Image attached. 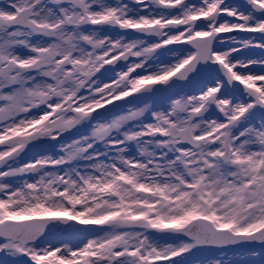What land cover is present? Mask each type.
<instances>
[{
	"label": "snow or ice",
	"instance_id": "snow-or-ice-1",
	"mask_svg": "<svg viewBox=\"0 0 264 264\" xmlns=\"http://www.w3.org/2000/svg\"><path fill=\"white\" fill-rule=\"evenodd\" d=\"M245 5L5 0L3 264H187L234 247L264 264V56L240 55L264 52V0Z\"/></svg>",
	"mask_w": 264,
	"mask_h": 264
},
{
	"label": "rangeland",
	"instance_id": "rangeland-1",
	"mask_svg": "<svg viewBox=\"0 0 264 264\" xmlns=\"http://www.w3.org/2000/svg\"><path fill=\"white\" fill-rule=\"evenodd\" d=\"M5 6V0H0V7H3ZM117 31H113L111 32L113 36H115V33ZM21 54H24L26 55V51L24 50H21ZM163 59L167 60L169 59V56H165L163 57ZM115 73L114 72H109L107 75L105 76H102L101 79L102 80H107L109 77L113 76ZM189 88H185V91H188ZM128 100H132V98H128ZM139 101H135L134 103H138ZM154 102L157 103V104H161V103H166V101H163L162 98L160 96H157L154 98ZM118 104H122V105H125V106H128L125 104L124 101H120V102H117ZM112 106H109V108H111ZM101 112H103L104 110H100ZM213 114H216L215 112L211 113V115ZM89 127L87 125L79 128L78 130H74L73 132L71 133H67L66 136H65V141H70L71 139L75 138V137H79L80 135H83V134H86V132L88 133L89 131ZM45 150H53V151H57L58 152V146L57 147H54V148H50V149H42V148H38V149H33L32 153L30 154V157L31 155H35L36 153L38 152H42V151H45ZM29 157V158H30ZM257 251V250H256ZM260 251V250H258ZM243 252V251H229V250H202V249H199V250H194L193 251V254L191 255H188L185 257V260L187 261V264H210L211 261L213 260H216V259H223V260H235L237 261V264H240V262L242 261H245V260H255L257 262V264H259V260H260V257H247L246 255L245 256H242L240 255V253ZM224 253H227V255H224ZM7 259H10V258H7L4 256V254H0V264H3V262Z\"/></svg>",
	"mask_w": 264,
	"mask_h": 264
},
{
	"label": "flooded vegetation",
	"instance_id": "flooded-vegetation-1",
	"mask_svg": "<svg viewBox=\"0 0 264 264\" xmlns=\"http://www.w3.org/2000/svg\"><path fill=\"white\" fill-rule=\"evenodd\" d=\"M191 2L193 3H199V0H191ZM227 3H229L230 5H233V6H241V8H244L246 5H245V0H227ZM223 36H230V35H237L236 33H226V34H221ZM241 37H247L249 35H259V34H247V33H240L239 34ZM169 47H172V48H187L188 46L186 45H174V46H169ZM240 55L242 56H251L253 58H258V57H261V56H264V52H261V50L259 49H252V50H245L244 52H242ZM171 57L169 56V59ZM259 69L256 68L254 69V71H258ZM202 75H206V73L202 74Z\"/></svg>",
	"mask_w": 264,
	"mask_h": 264
},
{
	"label": "bare ground",
	"instance_id": "bare-ground-1",
	"mask_svg": "<svg viewBox=\"0 0 264 264\" xmlns=\"http://www.w3.org/2000/svg\"><path fill=\"white\" fill-rule=\"evenodd\" d=\"M89 131H90V130H89ZM89 131H88V132H89ZM86 134H88V133L86 132Z\"/></svg>",
	"mask_w": 264,
	"mask_h": 264
},
{
	"label": "water",
	"instance_id": "water-1",
	"mask_svg": "<svg viewBox=\"0 0 264 264\" xmlns=\"http://www.w3.org/2000/svg\"><path fill=\"white\" fill-rule=\"evenodd\" d=\"M59 141H56V143H58Z\"/></svg>",
	"mask_w": 264,
	"mask_h": 264
}]
</instances>
